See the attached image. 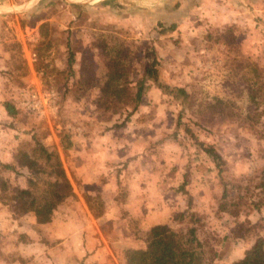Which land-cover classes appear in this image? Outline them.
Returning <instances> with one entry per match:
<instances>
[{"label":"rangeland","instance_id":"1","mask_svg":"<svg viewBox=\"0 0 264 264\" xmlns=\"http://www.w3.org/2000/svg\"><path fill=\"white\" fill-rule=\"evenodd\" d=\"M151 48L160 79L186 98L146 80L134 106ZM111 58L131 82L105 94ZM37 141L56 147L74 196L46 226L14 217L11 251L28 237L65 238L58 226L72 221L111 251L104 264H123L151 226L194 225L206 261L231 264L264 239V0H0V161ZM17 171L3 174L10 188L26 184Z\"/></svg>","mask_w":264,"mask_h":264},{"label":"trees","instance_id":"2","mask_svg":"<svg viewBox=\"0 0 264 264\" xmlns=\"http://www.w3.org/2000/svg\"><path fill=\"white\" fill-rule=\"evenodd\" d=\"M169 28L173 29L174 25ZM145 57L142 75L135 82V91L131 95L134 106L141 99L146 80L153 81L158 88L172 94L176 99L187 97L183 88L160 79L159 59L154 49L146 50ZM72 62L73 55L69 57V66ZM103 64L107 68L105 86L112 89H104L103 93H113L114 87L122 85L120 81L126 86L129 85L131 81L127 77L129 68L127 64H123L119 58H111L103 61ZM4 105L9 114H14L15 111L9 103L6 102ZM197 143L213 159L216 166L220 167L223 160L214 147L201 141ZM13 157V162L0 161V193L9 192L5 199L10 206L9 212L13 217L32 213L35 221L40 224L51 221L56 207L74 196L56 147L37 141L29 151L19 148ZM18 168L26 171V184L10 188L11 185L3 174L17 173ZM193 215L191 212L190 217ZM123 264H211V262L206 261L203 243L197 237L194 225L185 230H175L167 224H156L147 230L144 248L123 249ZM231 264H264V239L258 237L244 254Z\"/></svg>","mask_w":264,"mask_h":264},{"label":"crops","instance_id":"3","mask_svg":"<svg viewBox=\"0 0 264 264\" xmlns=\"http://www.w3.org/2000/svg\"><path fill=\"white\" fill-rule=\"evenodd\" d=\"M37 223V222H36ZM49 223H53L49 221ZM40 224V223H38ZM47 223L40 225L46 226ZM65 224V223H64ZM77 223H69V225L60 224L59 229H64L69 232L65 238H57L58 235L52 236L51 242L47 244L46 239L43 240H30L29 237L25 242L15 241V248L19 251H11V244L8 235H14L19 233V227L16 219L8 210L0 208V264H23L20 259L27 256L31 261L29 264H78V256L87 255L88 261L96 260L97 264H104V258H108V254L111 252L102 246L101 242L99 246L95 244V236L93 235L92 226L90 224L85 226H76ZM84 233V235H83ZM58 234V233H56ZM11 237V236H10ZM79 237L85 238L88 242L86 244V250L78 251L77 241ZM48 259V263L45 262ZM33 261H36L34 263ZM93 264V263H91Z\"/></svg>","mask_w":264,"mask_h":264},{"label":"water","instance_id":"4","mask_svg":"<svg viewBox=\"0 0 264 264\" xmlns=\"http://www.w3.org/2000/svg\"><path fill=\"white\" fill-rule=\"evenodd\" d=\"M2 11V10H1Z\"/></svg>","mask_w":264,"mask_h":264}]
</instances>
